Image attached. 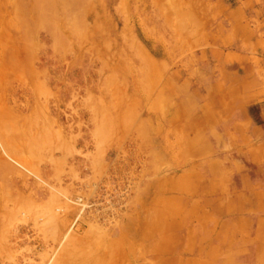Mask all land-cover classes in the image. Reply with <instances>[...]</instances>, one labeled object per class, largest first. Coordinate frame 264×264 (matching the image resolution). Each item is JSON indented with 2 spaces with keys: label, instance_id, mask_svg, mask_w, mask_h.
I'll return each instance as SVG.
<instances>
[{
  "label": "rangeland",
  "instance_id": "rangeland-1",
  "mask_svg": "<svg viewBox=\"0 0 264 264\" xmlns=\"http://www.w3.org/2000/svg\"><path fill=\"white\" fill-rule=\"evenodd\" d=\"M263 19L264 0H0V264H199L203 164L245 147L208 128Z\"/></svg>",
  "mask_w": 264,
  "mask_h": 264
},
{
  "label": "crops",
  "instance_id": "crops-1",
  "mask_svg": "<svg viewBox=\"0 0 264 264\" xmlns=\"http://www.w3.org/2000/svg\"><path fill=\"white\" fill-rule=\"evenodd\" d=\"M260 34L250 41L255 56L241 55V62L236 56L234 67L224 69L242 70L229 88L236 95L235 104L208 128L213 137L245 140V147L236 151L237 169L227 167L220 156L203 164L210 201L218 206L211 207L209 220L199 221L210 228L208 237L206 230L186 234V248L192 249V260L199 264H264V28ZM235 173L237 183L231 191L226 189L227 175ZM222 203L227 213L219 209Z\"/></svg>",
  "mask_w": 264,
  "mask_h": 264
},
{
  "label": "bare ground",
  "instance_id": "bare-ground-1",
  "mask_svg": "<svg viewBox=\"0 0 264 264\" xmlns=\"http://www.w3.org/2000/svg\"><path fill=\"white\" fill-rule=\"evenodd\" d=\"M47 1V0H46ZM53 3H59V0H51ZM160 44H161V42H160ZM136 51L138 52V54H140V55H145L146 56V54H145V52H144V50L140 47V46H136ZM160 52V51H159ZM176 93V92H175ZM232 185V184H231Z\"/></svg>",
  "mask_w": 264,
  "mask_h": 264
}]
</instances>
